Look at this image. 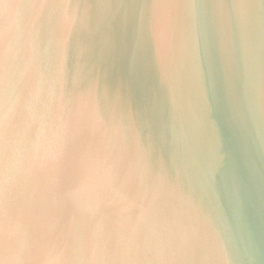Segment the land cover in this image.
<instances>
[{"label":"water","instance_id":"obj_1","mask_svg":"<svg viewBox=\"0 0 264 264\" xmlns=\"http://www.w3.org/2000/svg\"><path fill=\"white\" fill-rule=\"evenodd\" d=\"M0 264H264V0H0Z\"/></svg>","mask_w":264,"mask_h":264}]
</instances>
